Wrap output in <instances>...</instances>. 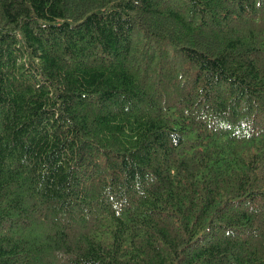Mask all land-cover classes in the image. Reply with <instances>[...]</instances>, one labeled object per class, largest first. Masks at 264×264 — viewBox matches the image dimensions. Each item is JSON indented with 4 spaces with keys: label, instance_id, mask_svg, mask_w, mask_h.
I'll use <instances>...</instances> for the list:
<instances>
[{
    "label": "trees",
    "instance_id": "1",
    "mask_svg": "<svg viewBox=\"0 0 264 264\" xmlns=\"http://www.w3.org/2000/svg\"><path fill=\"white\" fill-rule=\"evenodd\" d=\"M0 264H264V0H0Z\"/></svg>",
    "mask_w": 264,
    "mask_h": 264
},
{
    "label": "bare ground",
    "instance_id": "2",
    "mask_svg": "<svg viewBox=\"0 0 264 264\" xmlns=\"http://www.w3.org/2000/svg\"><path fill=\"white\" fill-rule=\"evenodd\" d=\"M10 53V52H9Z\"/></svg>",
    "mask_w": 264,
    "mask_h": 264
}]
</instances>
